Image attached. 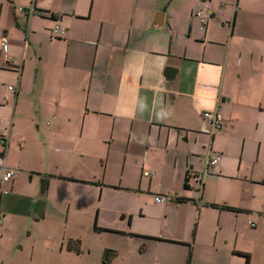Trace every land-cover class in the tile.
I'll list each match as a JSON object with an SVG mask.
<instances>
[{
	"label": "crops",
	"instance_id": "1",
	"mask_svg": "<svg viewBox=\"0 0 264 264\" xmlns=\"http://www.w3.org/2000/svg\"><path fill=\"white\" fill-rule=\"evenodd\" d=\"M3 34L0 178L18 172L0 184V264H69L81 229L111 231L96 226L114 195L125 234L171 264H264V0H0ZM15 139L56 154L10 161ZM19 212L67 228L57 252L9 246Z\"/></svg>",
	"mask_w": 264,
	"mask_h": 264
},
{
	"label": "rangeland",
	"instance_id": "2",
	"mask_svg": "<svg viewBox=\"0 0 264 264\" xmlns=\"http://www.w3.org/2000/svg\"><path fill=\"white\" fill-rule=\"evenodd\" d=\"M20 135H27L29 131L21 130V127H18L17 131ZM1 150L3 147L0 146ZM29 143L25 139L23 146L15 139L12 142V150L9 152V160L15 161L17 159L23 160L24 164L29 165L31 163L30 158L34 157L33 163L36 167L44 169L45 162L42 158L48 157V153L51 157H54L56 150L50 147V150L47 151L46 148L38 149L35 152L30 150ZM33 165V164H30ZM15 167V166H14ZM21 169V168H20ZM46 169H49L48 167ZM51 169V167H50ZM38 182V187L40 183V177H36ZM128 197L125 195H114L112 197L111 204H108V207L103 210L102 216L104 217L103 223L106 226L98 224L97 226H102L108 230L106 232H98L92 229H81L79 238L83 242V253L80 257L73 258L69 264H171L173 256L171 254H155L153 251H145V245L141 243V240L136 237H131L126 232L130 233L129 225V216L128 218H121L122 213L126 212L125 210H119L113 212L115 205L118 201L123 202L122 205H126V209L132 208L128 205ZM108 201H111V197L108 198ZM131 201V200H130ZM114 205V206H113ZM19 210H21L19 208ZM94 218L99 212L98 207L91 209ZM32 218V215H30ZM49 216V215H48ZM24 212H19L13 218V221L10 224V236L11 243L10 247L14 243L21 242L17 247H21L18 251L19 255L29 253V259H31V253L34 251V255H44L52 252V249L58 247V241L62 238L64 234L63 229L59 226L56 228L53 227V224L47 220L31 219ZM12 217H10V220ZM3 220V219H2ZM74 218L70 217V222ZM39 222H43L41 227ZM1 223V220H0ZM29 226V232L28 227ZM33 226V227H32ZM70 228V225H69ZM61 229V230H60ZM70 233H75L74 230H70ZM56 240L55 243L53 240ZM13 240V244H12ZM79 240V239H78ZM32 247V250H31ZM13 249V248H12ZM57 252V248L55 249ZM4 255L3 248H0V257ZM106 261L107 263H104ZM64 262L68 264V257L64 258ZM152 263V264H153Z\"/></svg>",
	"mask_w": 264,
	"mask_h": 264
},
{
	"label": "built area",
	"instance_id": "3",
	"mask_svg": "<svg viewBox=\"0 0 264 264\" xmlns=\"http://www.w3.org/2000/svg\"><path fill=\"white\" fill-rule=\"evenodd\" d=\"M19 11H29L31 13L34 12L35 6H29L26 8L25 6H19ZM51 33L54 37L63 38L67 34V29L63 26L56 25L51 29ZM0 50L6 60H11L9 55V38L6 34H3L0 37ZM12 88V86H10ZM202 124L206 128L207 131L211 133L222 132L224 128V118L218 111H204L202 114ZM6 140H2V143H5ZM221 156L219 154H212L208 157V164L217 165L220 162ZM18 172L17 168H6L1 174L0 184L3 181H8L16 176ZM148 173V172H147ZM150 174V173H148ZM197 178V177H196ZM8 190H2L1 193H7ZM157 202H164L167 200L166 196L158 195L155 197ZM2 211L0 210V220L2 218Z\"/></svg>",
	"mask_w": 264,
	"mask_h": 264
},
{
	"label": "trees",
	"instance_id": "4",
	"mask_svg": "<svg viewBox=\"0 0 264 264\" xmlns=\"http://www.w3.org/2000/svg\"><path fill=\"white\" fill-rule=\"evenodd\" d=\"M188 181H189V179L187 178L186 180H185V183H184V185L186 186V187H188ZM225 207H227V208H232V207H230V206H225ZM96 229L97 230H99V231H104V230H108V229H106V228H102V227H98V226H96ZM133 235H137V234H133ZM75 243H77L76 245H74ZM79 243H80V241L79 240H73V242L71 241L70 243H69V247L70 248H74L77 252H80L81 250H80V247H79ZM190 263V256H189V259H188V264Z\"/></svg>",
	"mask_w": 264,
	"mask_h": 264
},
{
	"label": "water",
	"instance_id": "5",
	"mask_svg": "<svg viewBox=\"0 0 264 264\" xmlns=\"http://www.w3.org/2000/svg\"><path fill=\"white\" fill-rule=\"evenodd\" d=\"M47 188V179H42L41 180V185H40V192H39V197H43L45 195V191ZM125 216H122L124 218Z\"/></svg>",
	"mask_w": 264,
	"mask_h": 264
}]
</instances>
